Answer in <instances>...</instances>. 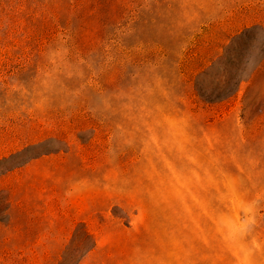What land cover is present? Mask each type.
Segmentation results:
<instances>
[{
  "label": "rangeland",
  "instance_id": "rangeland-1",
  "mask_svg": "<svg viewBox=\"0 0 264 264\" xmlns=\"http://www.w3.org/2000/svg\"><path fill=\"white\" fill-rule=\"evenodd\" d=\"M0 264H264V0H0Z\"/></svg>",
  "mask_w": 264,
  "mask_h": 264
}]
</instances>
